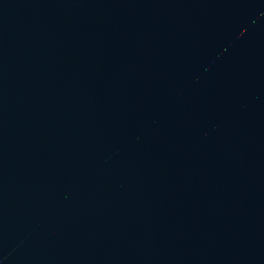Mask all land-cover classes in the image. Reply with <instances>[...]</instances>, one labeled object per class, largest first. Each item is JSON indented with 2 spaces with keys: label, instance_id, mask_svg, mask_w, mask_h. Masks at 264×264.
<instances>
[{
  "label": "water",
  "instance_id": "1",
  "mask_svg": "<svg viewBox=\"0 0 264 264\" xmlns=\"http://www.w3.org/2000/svg\"><path fill=\"white\" fill-rule=\"evenodd\" d=\"M0 264H264V0H0Z\"/></svg>",
  "mask_w": 264,
  "mask_h": 264
}]
</instances>
